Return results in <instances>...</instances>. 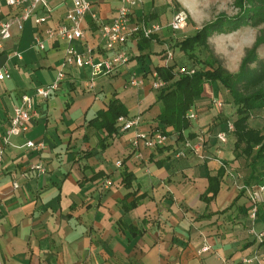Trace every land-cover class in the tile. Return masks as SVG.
I'll list each match as a JSON object with an SVG mask.
<instances>
[{
	"label": "crops",
	"instance_id": "crops-1",
	"mask_svg": "<svg viewBox=\"0 0 264 264\" xmlns=\"http://www.w3.org/2000/svg\"><path fill=\"white\" fill-rule=\"evenodd\" d=\"M48 1V22L39 27L31 18L22 30L13 27L0 52V68L6 66L11 74L0 82V264H244V258L262 251L249 232V201L238 199V180L228 169L231 136L226 144L218 141L225 126H214L209 97L196 105L198 119L185 132L192 143L205 134V154L211 157L205 161L190 152L177 158L184 146L175 136L158 150L141 148L138 158L130 146L135 129L121 131L118 122L119 133L104 142L107 132L90 123L110 101L118 100L128 119L141 117L140 131L158 128L160 106L152 73L164 62L159 54L167 47L170 29L156 35L150 48L141 49L139 38L121 46L134 59L97 78L93 88L84 86L91 76L89 66L68 67L56 93L47 100L34 99L29 130L3 144L22 97L52 84L65 61L64 41L45 39L44 52L34 48L36 37L44 38L47 28L63 24L71 8V0ZM90 1L106 23L120 5V0ZM187 2L144 0L135 15L155 14L151 24L167 25L176 5L189 11ZM19 13L0 0L1 20ZM98 25L88 16L84 39L72 43L78 52L90 47L95 61L112 56L101 43ZM14 52L22 60L10 58ZM142 54L147 55L138 58ZM133 74L144 81L143 88L130 86ZM167 131L173 133L172 128ZM29 141L42 142L46 149L30 150ZM222 163L226 173L210 199L209 177L224 169ZM126 172L133 176L130 187L124 182Z\"/></svg>",
	"mask_w": 264,
	"mask_h": 264
},
{
	"label": "trees",
	"instance_id": "trees-1",
	"mask_svg": "<svg viewBox=\"0 0 264 264\" xmlns=\"http://www.w3.org/2000/svg\"><path fill=\"white\" fill-rule=\"evenodd\" d=\"M248 1L251 7L240 8V12L236 16L219 15L212 22L182 38H175L172 33L164 41L176 53L174 61L169 67L165 66L166 48H164L159 54L163 56L164 62L155 67L152 74L156 72L167 83L165 88L157 91V103L160 106L157 129L168 135L169 138L177 137L176 142L184 147L186 140L193 142L185 138V132L193 123L189 119L190 111L196 112V105L204 99L206 86L216 85L215 98L220 99L224 106L225 104L230 105L234 114L229 118L222 115L213 103L214 98L208 99L209 108L213 112L215 111L216 124L225 126L222 131L227 132L229 124L233 126V131L229 132V135L234 139L230 144L232 150L238 157L251 161L249 164L252 168L251 174L243 180V186L257 191L264 186V125L262 128L253 127L250 125V120L254 112L264 109V60H261L258 55L259 49L264 46V37L258 36L253 46L246 49L239 71L236 73H230L223 66L222 60L209 44V40L215 34L228 35L242 27L264 23V0ZM176 7L177 11H185L178 5ZM154 16L155 14H151L143 19L146 23L151 24L150 19ZM153 40L140 37L138 45L141 49L150 48ZM146 55L142 54L138 58L141 59ZM129 56L130 61L134 59L130 54ZM183 67L194 70V75L178 74V69ZM149 73L145 74L146 77ZM222 91L226 92L225 97L221 93ZM127 116L128 112L125 107L118 100H112L106 111H101L90 123L97 130L107 132V136L104 138V142H106L107 139L119 133L118 119ZM169 128L173 129V133L170 134L167 131ZM192 144H196V142ZM189 152L190 150H186L187 154ZM224 174L225 170L221 169L216 176L209 177L208 190L209 193H212L210 199H214L218 194ZM132 179L131 173L124 174V182L127 187L131 186ZM246 194L247 190L243 188L240 190L238 199ZM250 212V208H248L246 217L249 227L251 226ZM263 224L264 209L259 204L255 225L260 227ZM252 243L255 244L256 240L254 239ZM256 244L259 247L264 246V242L262 245Z\"/></svg>",
	"mask_w": 264,
	"mask_h": 264
},
{
	"label": "built area",
	"instance_id": "built-area-1",
	"mask_svg": "<svg viewBox=\"0 0 264 264\" xmlns=\"http://www.w3.org/2000/svg\"><path fill=\"white\" fill-rule=\"evenodd\" d=\"M8 7L20 11L9 20L0 19V52L3 50V42L11 38V29L17 27L19 30L24 28V23L35 18L37 26L45 25L50 19V7L48 0H5ZM143 4V0H120V5L117 8L116 15L111 22H102L99 20L97 13L93 10V5L90 0H71V8L68 10L64 23L56 28H47L45 37L39 34L34 42V48L40 52L46 50L45 39L47 40H61L67 43L66 57L62 66L60 67L55 81L47 86L39 87L35 90L34 96L24 95L21 99V105L14 111L10 123L11 126L3 137V144H8L13 136H18L29 130L30 121L34 114L35 104L34 99L39 98L47 100L54 93H56L65 80L66 69L75 66L83 69L86 66L91 68V76L85 83V87L93 88L97 78L101 76H109L116 70L128 66L130 56L126 51H121L119 48L126 45L130 40L137 38L154 39L156 35L162 34L166 29H170L173 34L181 32L186 29L188 24V16L184 11H176L173 15L171 22L167 25L161 24H148L142 18H137L135 12ZM43 11L44 15L39 16L38 12ZM90 17L94 22H98L99 38L104 48L112 53L111 57L103 60L95 61L94 54L90 47L86 46L83 52H78L72 45L75 41H82L85 37L84 25L86 18ZM10 58L16 57L22 60V56L18 52L9 55ZM165 66L169 67L174 61V52L167 46L165 52ZM180 75H194L195 71L187 67L179 68L177 71ZM11 78L10 71L6 66L0 68V82ZM130 86L133 88H143L144 81L139 79L135 74L130 77ZM167 86L164 81L156 72L153 74L152 89L160 91ZM213 103L215 106L222 110L224 104L220 99L214 98ZM189 119L195 122L198 119L195 111H190ZM118 122L121 124V131H129L135 129V135L130 141L131 150L138 158H142L140 153L141 148L147 150H158L165 147L168 143L169 136L161 130L155 129L149 132L140 131L138 128L141 124V117L127 118L120 117ZM233 131V126L228 125V131L220 132L217 139L221 144L228 142L229 132ZM184 150L176 154L177 158H185L187 156L186 150L198 157L200 160L205 161L210 159V156L205 154L207 143L204 133L198 137L196 144H192L188 140L184 143ZM26 147L33 151H43L46 149L44 143L27 142ZM4 157V148L0 145V166ZM121 166V162L118 163ZM222 167L226 169V165L222 163ZM108 185V184H107ZM17 186V185H15ZM264 187V186H263ZM261 187L260 189H262ZM239 190L243 188L247 190L249 196L250 228L249 232L256 240V243L263 244L264 242V224L261 229L257 230L255 225L257 219V210L260 200L257 196L258 190L253 191L245 188L244 186L238 187ZM259 189V190H260ZM264 248V246H262ZM207 248L206 250H208ZM244 264H264V258L253 254L250 257L244 258Z\"/></svg>",
	"mask_w": 264,
	"mask_h": 264
},
{
	"label": "rangeland",
	"instance_id": "rangeland-1",
	"mask_svg": "<svg viewBox=\"0 0 264 264\" xmlns=\"http://www.w3.org/2000/svg\"><path fill=\"white\" fill-rule=\"evenodd\" d=\"M144 1V0H143ZM188 10L186 9V14L188 16V24L186 29L180 34L176 33L173 37L182 38L192 34L195 30L201 28L205 24H208L215 20L219 15L236 16L240 12V8L247 7L250 8L248 0H187ZM184 10V9H183ZM197 28V29H196ZM258 36L264 37V23L259 25H249L242 27L238 31L232 34H215L209 40L211 48L214 50L216 55L222 60L223 66L230 72L236 73L239 71L241 61L245 55V51L251 48L256 41ZM176 55V53L174 52ZM259 58L264 60V46H262L258 51ZM153 63L157 64L159 62L158 56L154 55L152 57ZM215 86H206V91L204 97L215 98L216 94ZM215 91V92H214ZM214 93V95H213ZM223 95L226 92H221ZM225 97V95H224ZM210 99V100H211ZM211 110V109H210ZM225 117L233 116L234 110L230 105L225 104L222 110H218ZM215 112V111H214ZM224 120V119H223ZM216 122V121H215ZM214 125V124H213ZM250 125L257 128H262L264 125V109L254 112L252 119L250 120ZM215 127L221 126L220 124L214 125ZM233 142V136L230 138ZM233 144V143H232ZM232 146V145H231ZM220 156H222L220 154ZM250 160L243 157H238L234 150L231 148V161L229 162V172L234 175L238 180V187L243 186V180H245L251 174ZM225 173H226V169ZM228 173V172H227ZM262 209H264V187L258 189L257 194ZM245 199L249 201V196L246 194ZM250 203V201H249ZM262 226L257 227V230L261 229ZM262 248V247H261ZM254 254L264 258V249L260 251L259 249L254 251Z\"/></svg>",
	"mask_w": 264,
	"mask_h": 264
}]
</instances>
